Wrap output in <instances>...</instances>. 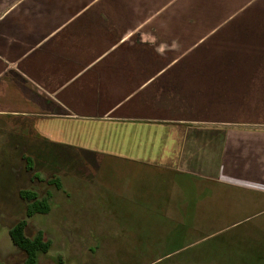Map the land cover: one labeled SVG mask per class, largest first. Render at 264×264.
I'll return each instance as SVG.
<instances>
[{
	"label": "crops",
	"instance_id": "1",
	"mask_svg": "<svg viewBox=\"0 0 264 264\" xmlns=\"http://www.w3.org/2000/svg\"><path fill=\"white\" fill-rule=\"evenodd\" d=\"M5 118L109 129L84 152L119 200L182 179L264 196V0H0Z\"/></svg>",
	"mask_w": 264,
	"mask_h": 264
},
{
	"label": "rangeland",
	"instance_id": "2",
	"mask_svg": "<svg viewBox=\"0 0 264 264\" xmlns=\"http://www.w3.org/2000/svg\"><path fill=\"white\" fill-rule=\"evenodd\" d=\"M19 120L0 119V264H24L8 229L25 217L26 189L49 199L47 214L27 218V235L51 242L37 264H264V196L182 179L119 200L84 152L109 129ZM55 132L66 148L32 140L57 142Z\"/></svg>",
	"mask_w": 264,
	"mask_h": 264
},
{
	"label": "trees",
	"instance_id": "3",
	"mask_svg": "<svg viewBox=\"0 0 264 264\" xmlns=\"http://www.w3.org/2000/svg\"><path fill=\"white\" fill-rule=\"evenodd\" d=\"M26 169H32L29 158H24ZM19 198L25 202V217L18 220L8 229V236L11 243L24 254V264H37L40 254H45L51 247V242L44 238L41 231H38L33 237L26 233L27 218L34 215L47 214L50 210L48 197H39L32 190H19Z\"/></svg>",
	"mask_w": 264,
	"mask_h": 264
}]
</instances>
